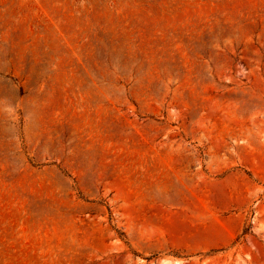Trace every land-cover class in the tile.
<instances>
[{"label":"rangeland","instance_id":"1","mask_svg":"<svg viewBox=\"0 0 264 264\" xmlns=\"http://www.w3.org/2000/svg\"><path fill=\"white\" fill-rule=\"evenodd\" d=\"M0 264H264V0H0Z\"/></svg>","mask_w":264,"mask_h":264}]
</instances>
